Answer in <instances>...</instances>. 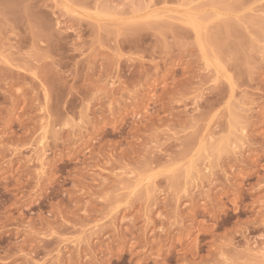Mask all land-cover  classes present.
Instances as JSON below:
<instances>
[{"label":"rangeland","instance_id":"374dc122","mask_svg":"<svg viewBox=\"0 0 264 264\" xmlns=\"http://www.w3.org/2000/svg\"><path fill=\"white\" fill-rule=\"evenodd\" d=\"M0 264H264V0H0Z\"/></svg>","mask_w":264,"mask_h":264},{"label":"bare ground","instance_id":"6f19581e","mask_svg":"<svg viewBox=\"0 0 264 264\" xmlns=\"http://www.w3.org/2000/svg\"><path fill=\"white\" fill-rule=\"evenodd\" d=\"M44 148V147H43ZM45 153V152H44ZM43 157V156H42ZM40 162V161H39ZM42 163V162H41ZM40 165V164H39Z\"/></svg>","mask_w":264,"mask_h":264}]
</instances>
